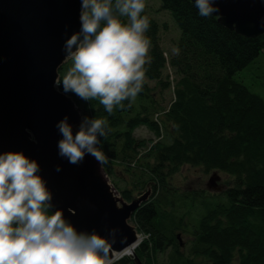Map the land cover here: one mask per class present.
I'll return each mask as SVG.
<instances>
[{
	"label": "trees",
	"instance_id": "1",
	"mask_svg": "<svg viewBox=\"0 0 264 264\" xmlns=\"http://www.w3.org/2000/svg\"><path fill=\"white\" fill-rule=\"evenodd\" d=\"M159 1L181 31L179 52L168 58L162 49L146 0L151 63L131 107L125 101L109 115L98 101L68 95L83 116L108 120L111 131L100 138L108 157L104 169L124 200L152 190L131 221L144 236L136 249L142 264H161L163 256L162 264H264V94L238 77L264 54V35L240 36L215 17H201L191 0ZM168 68L177 77L174 86L171 76L163 81ZM148 81L172 85L176 100L169 108H162ZM140 127L158 141L137 139ZM185 166L223 172L232 182L220 194L181 191L174 178ZM115 264L137 262L125 256Z\"/></svg>",
	"mask_w": 264,
	"mask_h": 264
},
{
	"label": "clouds",
	"instance_id": "2",
	"mask_svg": "<svg viewBox=\"0 0 264 264\" xmlns=\"http://www.w3.org/2000/svg\"><path fill=\"white\" fill-rule=\"evenodd\" d=\"M201 17L220 11L219 0H194ZM146 0H81L79 32L66 40V73L55 86L85 102L98 101L113 114L143 91L152 47L146 35ZM179 50L174 49L178 54ZM59 155L79 164L92 155L101 167L108 157L101 137L111 131L104 118L84 116L74 134L68 117L56 125ZM57 171H60L57 168ZM40 164L21 152L0 153V264H115L119 229L101 235L79 231L62 210L51 211L53 194L39 174Z\"/></svg>",
	"mask_w": 264,
	"mask_h": 264
},
{
	"label": "water",
	"instance_id": "3",
	"mask_svg": "<svg viewBox=\"0 0 264 264\" xmlns=\"http://www.w3.org/2000/svg\"><path fill=\"white\" fill-rule=\"evenodd\" d=\"M219 8L212 17L224 28L247 38L264 35V0H219ZM80 13L81 0H0V153L22 151L36 160L53 194L51 211L62 210L77 230L105 235L119 229L126 240L118 237L114 245L117 262L135 256L143 241L131 221L152 190L127 202L92 155L79 164L59 155L57 123L68 117L75 134L84 117L74 99L55 86L70 62L64 63V45L80 31Z\"/></svg>",
	"mask_w": 264,
	"mask_h": 264
},
{
	"label": "rangeland",
	"instance_id": "4",
	"mask_svg": "<svg viewBox=\"0 0 264 264\" xmlns=\"http://www.w3.org/2000/svg\"><path fill=\"white\" fill-rule=\"evenodd\" d=\"M148 3H149L148 5L149 7H147L146 10L148 12V15L150 17H153L160 26L159 38L161 41V46L169 58L170 56L175 54L174 49H177L176 43L180 38L181 31L178 29L172 15L169 12L162 9V4L159 0H148ZM164 72L165 73L163 76V81H167L168 76H171L169 80L174 86L177 79L175 73L169 68ZM238 77L244 79L247 84L254 86L253 88L256 91L260 90L264 94V54H262L254 64H252L242 73H240ZM145 81L147 82V79H145ZM148 83L151 88H156V95H157L156 98L161 102L162 104L161 106L163 109L169 108L170 104L176 100L174 94V88L172 87V85L171 88L164 89L162 85L159 84L157 85V82L155 81H148ZM163 116H164L163 114H160L158 119L161 120ZM134 135L139 140L145 139V140H154L155 142L158 141L157 138L155 137V134L146 127L138 128L135 131ZM162 140L164 142H170V139L166 138V136ZM215 175L217 176V179L214 182L215 187L211 188L210 190L208 188V184ZM113 180L115 181L116 178H114ZM174 182L175 185L181 191L204 189L206 191L208 190L210 193L213 194H220L229 187V185L232 182V179L227 174L220 171L213 170L208 172L201 167L194 168L190 166H185L175 176ZM111 184L114 186L112 181ZM124 186H125L124 183H120L121 189H124ZM116 191L119 193V196L121 197L122 195L120 193V190L118 191L116 189ZM139 196H140L139 194L136 195V197ZM165 261H166V257L163 256L160 258L161 264L164 263ZM234 264H237L236 260Z\"/></svg>",
	"mask_w": 264,
	"mask_h": 264
},
{
	"label": "bare ground",
	"instance_id": "5",
	"mask_svg": "<svg viewBox=\"0 0 264 264\" xmlns=\"http://www.w3.org/2000/svg\"><path fill=\"white\" fill-rule=\"evenodd\" d=\"M61 75V74H60ZM141 235V234H140ZM142 237H143V240H144V236L143 235H141ZM141 237V238H142ZM136 257V250H135V256H132V258H135ZM122 259V258H121ZM120 260V259H119Z\"/></svg>",
	"mask_w": 264,
	"mask_h": 264
}]
</instances>
